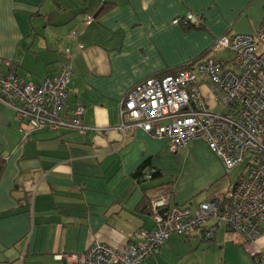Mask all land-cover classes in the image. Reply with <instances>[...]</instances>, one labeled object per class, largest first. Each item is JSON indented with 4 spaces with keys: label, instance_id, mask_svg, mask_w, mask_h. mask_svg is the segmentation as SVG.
Returning a JSON list of instances; mask_svg holds the SVG:
<instances>
[{
    "label": "crops",
    "instance_id": "1",
    "mask_svg": "<svg viewBox=\"0 0 264 264\" xmlns=\"http://www.w3.org/2000/svg\"><path fill=\"white\" fill-rule=\"evenodd\" d=\"M103 3L110 8L98 14ZM187 12L201 15L202 26L172 23ZM85 15L94 20L86 24ZM262 16L264 0H0L1 71L38 83L61 63L69 65L68 107L61 114L67 118L82 106V124L99 128L42 129L24 140L15 111L0 102V264H63L62 254L82 253L94 241L123 249L152 229L150 200L160 194L194 209L204 201L224 206L226 199L210 189L226 172L205 142L171 152L166 140L139 128L122 134L120 102L145 78L207 54L228 60V51L210 50L214 40L254 32ZM201 89L212 105L207 84ZM146 161L157 178L138 181L134 173ZM204 227L172 235L141 264L215 263L200 246ZM227 231L217 225L214 245L241 246L249 254L243 264H255L264 234L246 249L239 234L227 239Z\"/></svg>",
    "mask_w": 264,
    "mask_h": 264
},
{
    "label": "built area",
    "instance_id": "2",
    "mask_svg": "<svg viewBox=\"0 0 264 264\" xmlns=\"http://www.w3.org/2000/svg\"><path fill=\"white\" fill-rule=\"evenodd\" d=\"M93 20L84 16L86 24ZM202 21L201 15L187 12L172 23L191 26ZM210 50H225L231 57L224 61L207 54L182 70L145 78L130 88L120 102L118 130L124 134L127 128H139L166 140L171 152L203 140L226 173L250 155L247 172L227 191L224 206L204 201L194 209L172 204L169 194H160L150 200L154 225L140 232V241L123 249L94 241L82 253L62 254L63 264H139L158 254L172 235L205 226L202 239L214 240L219 223L245 243L264 234V16L254 32L221 35ZM71 75L70 66L61 63L55 74L32 83L14 72L3 73L0 65V102L15 111L24 140L34 131L62 126L82 134L99 131L82 124V106L77 105L70 117L62 116ZM203 84L213 97L212 105L202 92ZM209 220L215 223L206 225ZM259 255L255 264H264V254Z\"/></svg>",
    "mask_w": 264,
    "mask_h": 264
},
{
    "label": "rangeland",
    "instance_id": "3",
    "mask_svg": "<svg viewBox=\"0 0 264 264\" xmlns=\"http://www.w3.org/2000/svg\"><path fill=\"white\" fill-rule=\"evenodd\" d=\"M249 156L246 155L245 159L242 162H240L238 165H236L230 172L225 173L223 176H220V178L217 180V182L211 186L210 192H214L215 195H219V197L222 200H224L225 195L228 191V187L230 185H233L234 183H236L247 172V169H248L247 163H248ZM226 235H227V239H228V238H233V236L235 234L232 231H230V232L227 231ZM214 240H216V239H214ZM214 240H212V241H205L204 240L203 243L200 242V244H201L200 246L204 249V251H203L204 259L206 257H210V256L214 255L216 262L215 263L213 262V264H219L217 259H220V258L222 260H223V258L226 259L224 262H222V260L221 261L219 260L220 262H222L220 264H243L245 262H249V259H248L249 254L247 253L248 255H245L246 251L243 250L244 251V253H243L241 246L240 247L234 246L233 248H231L228 242L223 243L224 239L222 240V238L220 236L217 238V242L219 241L220 243H223L225 245L222 248L221 246H218V245L215 246L214 242H213ZM187 243L188 242H186V243L183 242V244L186 247H187ZM211 243H213L212 244L213 246H209L208 248H206V246H204V244H211ZM192 244H193V242H192ZM249 244H251V243H248V242L245 243L246 249L249 246ZM186 247H185V249H186ZM208 250L210 252H208ZM178 251H181L183 253L185 252V250H183V249H178ZM262 253H264V250H262ZM251 255H250V259H251ZM141 263H143V262H141Z\"/></svg>",
    "mask_w": 264,
    "mask_h": 264
},
{
    "label": "trees",
    "instance_id": "4",
    "mask_svg": "<svg viewBox=\"0 0 264 264\" xmlns=\"http://www.w3.org/2000/svg\"><path fill=\"white\" fill-rule=\"evenodd\" d=\"M109 8H110V5H109L108 3H103V4L101 5L100 9H99L98 14H101V13L103 14L104 11H106V10L109 9ZM201 26H202V23H200V24H198V25L183 26V27L187 29V28H199V27H201ZM196 60H197V59H196ZM194 61H195V60H194ZM191 62H193V61H191ZM188 63H189V62H188ZM188 63H187V64H188ZM187 64H185L184 66H182V67H180V68H178V69H176V70H174V71H172V72H170V73H174V72H176V71H178V70H182L183 68H185V67L187 66ZM66 107H68V102H67ZM66 107H65V108H66ZM73 110H74V109H73ZM73 110H71V111H73ZM68 117H70V115H69ZM68 117H67V118H68ZM3 162H4V158L0 157V169H1V167H2ZM134 177H135L138 181H146V180L151 181V180H154V179L157 178V172H156L155 170H151V169H149V168H148L147 161H146V162L142 163V164L139 166V168L135 171V173H134ZM258 257H260V255H256V259H257Z\"/></svg>",
    "mask_w": 264,
    "mask_h": 264
},
{
    "label": "water",
    "instance_id": "5",
    "mask_svg": "<svg viewBox=\"0 0 264 264\" xmlns=\"http://www.w3.org/2000/svg\"><path fill=\"white\" fill-rule=\"evenodd\" d=\"M163 211V210H162Z\"/></svg>",
    "mask_w": 264,
    "mask_h": 264
}]
</instances>
